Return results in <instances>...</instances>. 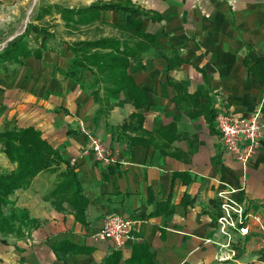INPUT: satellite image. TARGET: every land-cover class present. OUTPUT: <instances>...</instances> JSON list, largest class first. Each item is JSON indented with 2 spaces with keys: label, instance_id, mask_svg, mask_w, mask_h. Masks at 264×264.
Here are the masks:
<instances>
[{
  "label": "crops",
  "instance_id": "0c3cea01",
  "mask_svg": "<svg viewBox=\"0 0 264 264\" xmlns=\"http://www.w3.org/2000/svg\"><path fill=\"white\" fill-rule=\"evenodd\" d=\"M35 1L0 0V44L9 48L21 38V21ZM107 1L113 0H49L36 16L48 3L79 8ZM128 1L149 13L140 31L131 30L141 39L143 51L128 69L148 91V110L136 109L126 90L105 98L91 73L83 81L68 76L65 71L75 67L71 41L49 43L53 49L42 57L31 55L8 71L0 68V130L39 129L70 164L76 159L90 201L83 223L67 203L61 209L47 198L58 172H40L27 189L12 195L37 225L25 228L20 237L10 234L7 242L0 241V264H104L117 250L122 255L119 264H127L137 243L150 246L153 264H264L254 222L232 259L218 260L217 246L204 241L221 238L219 191L241 189L233 197L247 201L248 210L264 218V137L245 170L225 150L215 122L218 101L237 116L262 106L264 118V78L250 69L264 60V0ZM128 14L102 12L105 23H97L112 31L97 35L126 34L116 25L132 29ZM54 15L63 22L59 13ZM144 33L153 41L144 39ZM82 35L85 39V32ZM68 38L76 39L74 34ZM41 39L37 45L43 47L46 38ZM133 112L145 116L140 128L133 120L130 128L122 129ZM168 125L174 127L156 138L164 151L152 144H131L128 138L137 135L148 141ZM84 129L114 149V163L104 164L85 152L89 135ZM0 166L14 169L16 164L0 150ZM159 208L163 211L154 214ZM112 212L137 221L136 238L123 248L95 237ZM64 240L91 250L63 256L55 246Z\"/></svg>",
  "mask_w": 264,
  "mask_h": 264
},
{
  "label": "trees",
  "instance_id": "16d2710c",
  "mask_svg": "<svg viewBox=\"0 0 264 264\" xmlns=\"http://www.w3.org/2000/svg\"><path fill=\"white\" fill-rule=\"evenodd\" d=\"M41 10L36 19L41 20L55 10L61 14L65 25L72 28V31L69 32L70 35H75L76 32L81 33L83 26H91L98 21L105 23V21H101L102 12L108 10L128 12L127 23L132 26V29L129 30L121 24L116 25L126 34L122 33L121 36L101 34L71 41L70 61L75 67L65 72L68 76L79 81H83L86 75L91 73L95 83L102 85L105 98L126 90L136 109L143 108L146 111L151 107L152 100L148 91L139 86L128 71L131 60L140 56L143 51L141 39L131 30L140 31L142 29L144 20L149 18L147 11L128 0L95 2L87 7L79 8L47 4L41 7ZM32 32H34L32 28L28 27L21 38L15 41L11 47L0 51V68L8 71L14 65L23 64L25 59L31 55L42 57L44 51L53 49L49 43L50 39L56 36L54 32L46 30L47 38L43 47L37 45L40 37L43 36L42 29L35 31V36L32 35ZM143 38L153 41V37L147 33H144ZM180 62V60H175V64ZM250 69L264 78V60L250 66ZM175 85L177 86V82ZM100 94L97 90L95 91L96 96L100 97ZM144 118L143 113L133 112L129 115V119L121 125V128L124 130L130 128L133 120H137L138 128H140ZM173 127L174 125L161 127L156 133L157 136L149 137L148 141L137 135H128V138L131 140V144H152L164 151L165 147L156 138L168 134L169 129ZM0 150L6 154L11 163L16 164L14 169L0 166V241L7 242V236L10 234L20 237L25 228L37 225V220L30 216L26 207L15 205L12 195L19 189H27L33 179L42 171L58 172L55 187L47 198L57 208L63 209L64 203H67L76 218L87 223V209L90 201L85 194L84 185L76 166L70 164L59 150L43 137L39 129L28 126L0 130ZM63 164H65V168L61 169ZM162 211L159 208L153 213ZM165 211L171 212L172 209ZM90 250L89 247L69 240L61 241L55 246V251L63 256ZM121 256V251H114L106 258L104 264H119ZM127 264H153V252L150 246L145 243L135 244L132 256L127 259Z\"/></svg>",
  "mask_w": 264,
  "mask_h": 264
},
{
  "label": "built area",
  "instance_id": "2783aa9c",
  "mask_svg": "<svg viewBox=\"0 0 264 264\" xmlns=\"http://www.w3.org/2000/svg\"><path fill=\"white\" fill-rule=\"evenodd\" d=\"M6 48V45L0 44V51ZM215 105V122L223 146L247 170L263 142L262 106L257 107L247 116H237L226 103L218 101ZM84 131L89 135V145L85 152H92L95 159L104 164L114 163V149L87 130ZM75 161L76 159H72L73 164ZM239 190L241 189L233 188L218 192L221 214L217 219V231L221 238L204 240L217 246V258L221 261L232 259L237 254L236 247L241 243L242 238L249 235L252 222L257 225L260 233L256 246L264 251V218L259 213L249 211L247 201H239L233 197V194ZM136 222L133 217L112 212L104 218L95 237L99 240H111L116 247L123 248L136 238L133 233Z\"/></svg>",
  "mask_w": 264,
  "mask_h": 264
},
{
  "label": "rangeland",
  "instance_id": "374dc122",
  "mask_svg": "<svg viewBox=\"0 0 264 264\" xmlns=\"http://www.w3.org/2000/svg\"><path fill=\"white\" fill-rule=\"evenodd\" d=\"M49 0H36L35 2H33L31 4V6L29 7V9L27 10L26 13V17L24 19V21H21V32L24 31L26 32V30L28 29V27L32 28V30L34 32H32V35L35 36V31H40L42 29L43 32V36L41 41H43L45 38H47V33L46 30H51V32L54 31V34L56 35L54 38L50 39V43L52 44H57V43H65L68 41H72L71 38H68L69 36V32L72 31V28L67 27L65 25L64 20L62 19V17L60 18L63 22H61L58 18L55 17L54 14H58L55 10H53L54 12L50 15H46L45 18L41 19V20H37L36 19V14L39 10L40 5L45 2L47 3ZM49 4V3H48ZM43 5V4H42ZM47 5V4H46ZM63 6V5H62ZM61 15V14H60ZM58 20V21H57ZM86 28H81L83 29L82 32H85L86 36L85 38L88 37H92L93 35H97L103 32H110L112 31V29L110 27L107 26H100V24H98L97 22H95L93 25L91 26H83ZM81 33H75V37L80 38L83 36ZM24 34V33H21Z\"/></svg>",
  "mask_w": 264,
  "mask_h": 264
}]
</instances>
